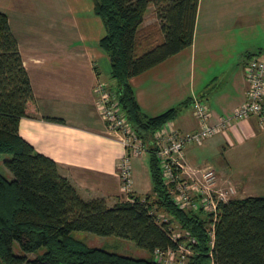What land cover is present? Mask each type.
Here are the masks:
<instances>
[{"label":"crops","instance_id":"obj_1","mask_svg":"<svg viewBox=\"0 0 264 264\" xmlns=\"http://www.w3.org/2000/svg\"><path fill=\"white\" fill-rule=\"evenodd\" d=\"M0 11L16 40L35 103L34 112L18 119V135L52 159L83 200L102 197L109 206L148 193L146 152L130 156V189L121 191L122 148L95 109L93 83H110L107 56L97 46L102 23L94 14L87 16L92 2L0 0ZM69 27L73 35L67 43ZM51 29L58 41H52ZM262 52L264 0H197L191 44L129 78L137 104L149 116L187 101L169 120L180 132L196 129L193 96L208 109L209 124L228 119L224 130L188 143L183 151L188 169L212 168L215 187L227 198L264 197V124L256 115L231 117L244 100L242 66Z\"/></svg>","mask_w":264,"mask_h":264},{"label":"trees","instance_id":"obj_2","mask_svg":"<svg viewBox=\"0 0 264 264\" xmlns=\"http://www.w3.org/2000/svg\"><path fill=\"white\" fill-rule=\"evenodd\" d=\"M91 2L104 29L97 46L108 59V87L145 149L150 191L109 206L102 197L83 200L55 162L18 135V119L34 112L35 103L16 40L0 11V155H7L2 165L12 176L8 180L0 173V264H163L165 252H177L178 245L188 251L180 252L181 264H264V197L225 198L214 211L199 203L178 207L161 178L152 134L187 101L149 116L129 83L131 76L191 44L197 0ZM149 8L156 21L144 25ZM158 209L168 219L156 221ZM172 227L179 229L175 238ZM73 230L127 239L147 256L89 247L71 236ZM12 242L23 253L44 250L27 258L12 252Z\"/></svg>","mask_w":264,"mask_h":264},{"label":"built area","instance_id":"obj_3","mask_svg":"<svg viewBox=\"0 0 264 264\" xmlns=\"http://www.w3.org/2000/svg\"><path fill=\"white\" fill-rule=\"evenodd\" d=\"M245 82L244 100L233 110L231 117L238 120L250 115H256L264 124V52L252 54L243 65ZM94 95V105L104 129L116 137L122 148V155L118 164L120 189L127 194L130 189L131 155L145 152L141 142L136 138L128 126L123 110L119 107L116 97L108 85L102 81H95L91 87ZM192 114L196 121V129L192 133L180 132L169 121L156 129L152 134L155 155L159 160L161 178L168 187L173 202L180 208H195L197 203L206 210L214 211L218 200L227 198V192L215 187V173L206 167L201 171L188 169L183 162L185 145L200 142L201 138L211 136L226 128L227 118H218L214 124L207 122L208 109L203 101L192 99ZM129 197V196H128ZM196 198V199H194ZM130 199V198H128ZM156 221L160 219L156 218ZM175 233L172 236L175 238ZM177 251L188 252L178 245ZM174 251L167 250V259ZM161 254H156L157 260Z\"/></svg>","mask_w":264,"mask_h":264},{"label":"rangeland","instance_id":"obj_4","mask_svg":"<svg viewBox=\"0 0 264 264\" xmlns=\"http://www.w3.org/2000/svg\"><path fill=\"white\" fill-rule=\"evenodd\" d=\"M86 3H89L91 5V1L90 0H85ZM93 14L92 12L87 13V16L90 17V15ZM84 15L86 16V13H84ZM156 19L154 17V11L152 8H149L148 11L146 12L144 19H143V24L147 25V24H152L155 23ZM68 31L71 32H67L66 31V38H65V42L67 41L70 42L69 38L67 40V37H69L70 35H73V28L69 27ZM50 36L52 41L57 40V36L58 34L51 29L49 31ZM102 33H103V28H102ZM59 41H64L63 39L59 40ZM73 43V41H71ZM7 155L5 154H1L0 155V173L8 180L11 179V174L10 172H8L4 166L2 165V159L6 158ZM206 167H203V169H205ZM215 180H216V176H215ZM260 186V185H259ZM259 191V190H258ZM257 191V192H258ZM154 213L156 214V218L158 219H168V216L166 214H164L163 211H159L155 210ZM179 229L177 227H172L171 232L172 233H177ZM71 236L81 240L85 245L89 246V247H98V248H103L109 251H113L117 254H121V255H126V256H131V257H145L147 256V253L144 249L138 248L137 246H135L131 241L121 238V237H117L114 235H96L87 231H81V230H73L70 232ZM11 250L13 253L15 254H23L25 255L27 258H34L37 255H40L43 252V248H39L36 251L33 252H28V253H23L18 246L16 245L15 242H12L11 245ZM182 257L180 256V252H174L173 256L170 259H167V256H163L162 257V263L163 264H181Z\"/></svg>","mask_w":264,"mask_h":264},{"label":"bare ground","instance_id":"obj_5","mask_svg":"<svg viewBox=\"0 0 264 264\" xmlns=\"http://www.w3.org/2000/svg\"><path fill=\"white\" fill-rule=\"evenodd\" d=\"M219 132H220V131H218V132H216V133H219ZM216 133H214V134H216ZM211 136H212V135H211ZM207 137H210V136H207ZM207 137L201 138V140H200V141H202V140L206 139ZM191 143H194V142L192 141ZM194 199H196V198H194Z\"/></svg>","mask_w":264,"mask_h":264}]
</instances>
